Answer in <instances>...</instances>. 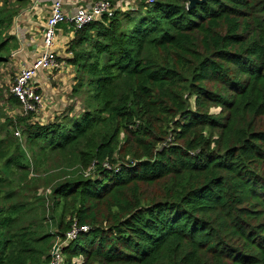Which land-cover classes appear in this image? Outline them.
Returning <instances> with one entry per match:
<instances>
[{
    "label": "trees",
    "instance_id": "trees-1",
    "mask_svg": "<svg viewBox=\"0 0 264 264\" xmlns=\"http://www.w3.org/2000/svg\"><path fill=\"white\" fill-rule=\"evenodd\" d=\"M29 1L0 0V67ZM151 1L70 25L61 114L0 115V264L73 226L63 264H264V0Z\"/></svg>",
    "mask_w": 264,
    "mask_h": 264
},
{
    "label": "built area",
    "instance_id": "built-area-1",
    "mask_svg": "<svg viewBox=\"0 0 264 264\" xmlns=\"http://www.w3.org/2000/svg\"><path fill=\"white\" fill-rule=\"evenodd\" d=\"M83 4L76 5L71 14L64 10L66 0H53L50 12L46 16L42 29V49L33 63L28 67H20L15 75L14 83L10 89V94L17 99L21 111L27 115H32L35 121L45 123L43 115L46 110V98L40 93L38 87L34 84V79L38 71L47 75L60 71L64 63L58 60V55L54 50V41L58 25L69 23L74 30H79L94 22H100L102 19H111L117 13L135 11L137 4L143 0H79ZM151 3V0H146ZM70 55V54H69ZM71 56V55H70ZM18 133H16V136ZM88 227L77 228L73 226L70 232L66 234L63 242H57L51 250V259L48 264H63L64 257L62 247L69 241L75 240L80 232L88 231ZM73 264H81L82 258L75 259Z\"/></svg>",
    "mask_w": 264,
    "mask_h": 264
},
{
    "label": "crops",
    "instance_id": "crops-1",
    "mask_svg": "<svg viewBox=\"0 0 264 264\" xmlns=\"http://www.w3.org/2000/svg\"><path fill=\"white\" fill-rule=\"evenodd\" d=\"M53 0H30L27 6L21 9L14 20L10 34L15 36L19 43L18 51L13 53L10 63H18L20 67L30 66L35 58L39 55L42 45V29L46 16L50 12ZM83 4L79 0H66L64 10L71 14L76 5ZM65 27H60L56 31L54 41V50L58 57L62 60L70 59V55L66 54L69 42L73 38L74 30L70 28L69 23H62ZM62 70L54 72L50 75L42 71L37 72L34 84L38 87L40 93L46 97V104L52 108L45 110L43 121H51L61 114L69 105L72 104L71 98L72 86L75 84V68L66 64L65 61ZM17 71V70H16Z\"/></svg>",
    "mask_w": 264,
    "mask_h": 264
},
{
    "label": "rangeland",
    "instance_id": "rangeland-1",
    "mask_svg": "<svg viewBox=\"0 0 264 264\" xmlns=\"http://www.w3.org/2000/svg\"><path fill=\"white\" fill-rule=\"evenodd\" d=\"M132 22H134V20H132ZM132 25L133 24L129 23L128 26L127 25L125 26V29L126 30L128 29V31H129V28H131ZM17 72H18V63L17 62H15V64L12 65V63H10V61H9L8 64L0 67V88L3 89V95L5 94L6 97L10 93V89H11L13 83H14L15 75H16ZM56 72H58V71H56ZM46 98L48 100V97H46ZM51 108L52 107L49 106V104L48 105L46 104V111H48ZM21 112H22L21 108L19 109V108L10 107L9 105H6V103L4 101L0 100V115H5L7 117H9V116H18V115H20ZM211 112L212 113H216L217 110L216 109H212Z\"/></svg>",
    "mask_w": 264,
    "mask_h": 264
},
{
    "label": "water",
    "instance_id": "water-1",
    "mask_svg": "<svg viewBox=\"0 0 264 264\" xmlns=\"http://www.w3.org/2000/svg\"><path fill=\"white\" fill-rule=\"evenodd\" d=\"M206 0H188V5L187 8L191 9L193 8L196 4H202L203 2H205Z\"/></svg>",
    "mask_w": 264,
    "mask_h": 264
}]
</instances>
